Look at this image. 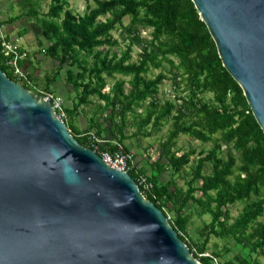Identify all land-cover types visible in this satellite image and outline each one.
Listing matches in <instances>:
<instances>
[{
  "label": "trees",
  "instance_id": "trees-1",
  "mask_svg": "<svg viewBox=\"0 0 264 264\" xmlns=\"http://www.w3.org/2000/svg\"><path fill=\"white\" fill-rule=\"evenodd\" d=\"M92 1L94 6L81 15L72 12L69 0H48L42 13L28 2L25 15L45 42L41 51L56 65L43 75L39 89L28 69L33 52L16 46L24 77L13 75L2 55L1 72L36 97L50 94L61 76L71 100L63 122L79 145L97 154L128 152L126 140L147 138L169 124L159 156L151 163L133 164L128 176L200 264H264V221H258L264 217V135L191 0ZM113 31L118 38L111 36ZM120 43L123 49L117 50ZM132 47L139 48L136 61L130 60ZM114 76L127 81L114 80L105 90ZM166 80L173 94L161 100L159 86ZM88 106L93 111L87 126L78 129L74 120ZM127 125L134 126L130 134ZM104 131L108 140L102 138ZM88 134L102 141L96 149ZM180 135L210 147L177 155L173 148ZM138 176L149 185L147 191L138 185ZM237 203L242 207L232 218L228 207ZM194 217L201 225L191 233ZM210 238L230 240L236 252L228 259L222 258L229 252L225 246L207 253Z\"/></svg>",
  "mask_w": 264,
  "mask_h": 264
},
{
  "label": "water",
  "instance_id": "water-1",
  "mask_svg": "<svg viewBox=\"0 0 264 264\" xmlns=\"http://www.w3.org/2000/svg\"><path fill=\"white\" fill-rule=\"evenodd\" d=\"M264 135V0H191ZM0 264H200L127 173L0 70Z\"/></svg>",
  "mask_w": 264,
  "mask_h": 264
},
{
  "label": "rangeland",
  "instance_id": "rangeland-1",
  "mask_svg": "<svg viewBox=\"0 0 264 264\" xmlns=\"http://www.w3.org/2000/svg\"><path fill=\"white\" fill-rule=\"evenodd\" d=\"M28 2L33 3L35 8H38V12L42 13L45 12L48 5V0H0V18L1 21L4 23V34L9 37L11 44L14 46H18L19 48L23 49L28 53L33 52V56H31V63L33 64L32 67H28L29 70L32 71L33 77L37 79L38 88L41 89L43 83V75L49 73L51 69H53L56 63L53 60L46 58L41 49L42 46L45 45V42L39 38L38 36V28L35 27L33 24V20L25 15L26 10L28 9ZM93 7L94 3L92 0H69L68 7L72 10L74 14L81 15L85 10L86 7ZM9 19L13 21L11 23L7 22ZM127 18L123 19V24L127 23ZM10 28V29H9ZM16 30L14 31V29ZM24 31L23 35L19 36V32ZM141 37H147V31L140 32ZM111 36L113 38H118V31L111 32ZM40 42V44H39ZM123 44L120 43L117 47V50H122ZM139 48L132 47L131 49V61H136L137 53ZM157 71L153 70V75L156 74ZM117 79H123L127 81V78H121L120 76H114L113 80H108V84L105 87V90L108 89L110 84ZM50 94L56 97H59L62 102V106L64 108L69 107L71 104V100L67 99L65 96L66 88L63 87L62 77H58L56 82L53 83L50 88ZM171 85L170 81L166 80L159 86V93L158 98L163 99H170L171 95ZM206 97L209 95L206 94ZM95 103V99H92ZM93 108L91 106L85 107L81 113L77 115L74 120V123L78 129H84L87 126V118L92 113ZM140 109L136 110L138 113ZM169 124L164 125L159 129L158 132H153L147 138L138 139H130L124 142L125 149L128 150V153L132 156V163L141 165V163H151L153 162L160 153V142L165 138L167 133ZM148 131V128L146 129ZM134 131V126L127 125L125 132L126 134H130ZM102 138L108 140L109 136L107 135L106 131L102 134ZM210 147L209 144H201L196 140H192L186 136H178L176 139L175 146L173 148L174 151L177 152V155L181 154L184 151L189 149H195L196 151H200L201 149L206 151ZM196 155H193L191 158H195ZM160 162H164L163 159ZM204 173H209V165L206 164ZM179 185H182V181L179 179L177 180ZM242 207L241 203H237L233 206L228 207L229 215L234 218L240 211ZM204 221H207L208 218L206 216L202 217ZM258 221H264V217L258 219ZM201 225L200 219L194 217L192 222L189 226V231L194 233L195 230ZM223 246L229 249V252L223 253L222 258L228 259L230 258L236 251L233 248V243L230 240L227 241H219L215 238H210L207 244V253L211 250H218L222 251ZM206 255V254H205Z\"/></svg>",
  "mask_w": 264,
  "mask_h": 264
},
{
  "label": "built area",
  "instance_id": "built-area-1",
  "mask_svg": "<svg viewBox=\"0 0 264 264\" xmlns=\"http://www.w3.org/2000/svg\"><path fill=\"white\" fill-rule=\"evenodd\" d=\"M0 55L3 57V62L11 70L12 74L18 77H24L21 68L18 66V59L20 55L16 50V46L11 44L7 36L4 34V23L0 18ZM44 101L50 104V107L55 116L63 121L65 120L64 107L62 106L61 99L48 93H44L41 96ZM87 141L92 145L94 149L102 141L92 134H88ZM94 151V150H93ZM101 160L109 167L125 172L131 171L133 168L132 158L128 152H124L120 149L114 152L102 151L98 154ZM137 183L141 186L143 191H147L149 185L140 176L137 178Z\"/></svg>",
  "mask_w": 264,
  "mask_h": 264
},
{
  "label": "crops",
  "instance_id": "crops-1",
  "mask_svg": "<svg viewBox=\"0 0 264 264\" xmlns=\"http://www.w3.org/2000/svg\"><path fill=\"white\" fill-rule=\"evenodd\" d=\"M12 20V19H11ZM10 29V28H9ZM16 30V28L14 29V31ZM25 32L24 31H21V32H19V36L20 35H23ZM8 38V40H9V37H7ZM10 41V40H9Z\"/></svg>",
  "mask_w": 264,
  "mask_h": 264
}]
</instances>
